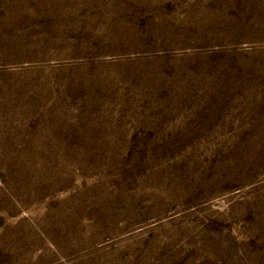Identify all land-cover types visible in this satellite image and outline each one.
<instances>
[{
  "label": "rangeland",
  "instance_id": "obj_1",
  "mask_svg": "<svg viewBox=\"0 0 264 264\" xmlns=\"http://www.w3.org/2000/svg\"><path fill=\"white\" fill-rule=\"evenodd\" d=\"M0 264H264V0H0Z\"/></svg>",
  "mask_w": 264,
  "mask_h": 264
}]
</instances>
